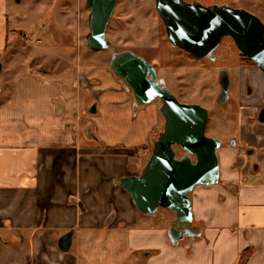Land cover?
Wrapping results in <instances>:
<instances>
[{"label":"crops","instance_id":"obj_1","mask_svg":"<svg viewBox=\"0 0 264 264\" xmlns=\"http://www.w3.org/2000/svg\"><path fill=\"white\" fill-rule=\"evenodd\" d=\"M4 30L0 16L2 42ZM244 72L256 94L246 97L244 82L237 84L240 128L230 134L229 147L218 151L228 177L220 183L226 188L219 183L194 190L202 236L178 244L172 243L169 228L134 226L151 217L141 216L119 184L140 174L143 157L135 150L149 151L160 134L159 106L152 102L135 109L132 92L110 69L101 74L79 65L43 79L34 73L42 95L18 93L12 115L24 113L26 123L6 131L14 140L0 143V264H35L36 256L43 264L53 259L58 260L53 264H77L74 254L59 250L60 234L74 230V246L82 230L104 226L123 228L133 252L150 251L147 258L135 256L144 264H264V169L250 173L236 164L241 150L260 153L255 159L264 162V127L246 121L264 104V74L256 68ZM92 102L97 113L85 117Z\"/></svg>","mask_w":264,"mask_h":264},{"label":"rangeland","instance_id":"obj_2","mask_svg":"<svg viewBox=\"0 0 264 264\" xmlns=\"http://www.w3.org/2000/svg\"><path fill=\"white\" fill-rule=\"evenodd\" d=\"M199 1L206 6H229L255 15L259 14V6L264 4V0ZM5 2V8L12 12L14 18L12 23L14 32L10 36L11 45L3 61V72L0 76L2 88L0 143L5 142L6 137L9 143L14 140L16 137L13 134H7L6 131H15L20 124L26 123L27 115L24 113L14 115L15 117L12 115L17 112L14 109L19 107L18 93L23 97L42 95L39 91L40 87L33 83L34 73L42 78L54 75L55 71L62 72L65 68L76 69L79 65L84 70L88 65L97 68L101 74H105L108 69L111 70L112 63L110 49L93 50L86 44V37L91 32L90 10L86 0H22L20 4H17L15 0H5ZM3 7L4 0H0V8ZM107 38L116 52L130 49L135 55L149 63L154 61V65L159 64V72L166 75L167 87L180 98L181 102L197 104L208 110L209 121L206 135L224 143L219 151L229 147L228 140L233 132L226 131V127L230 126L226 120L230 123L233 117V105L238 99L237 84L236 86L232 84L230 100L218 105L216 103L219 94L218 70L213 71L211 77L207 78L205 75L208 71L205 69L206 66L201 64L202 61L189 56L183 49L171 45L163 22L158 16L154 0H119L107 29ZM2 43L0 34V45ZM225 47L235 53V50L230 48L233 47L231 43H227ZM232 61L233 59L227 58L225 61L222 59V63L226 65H232ZM193 72L200 73L193 74ZM177 75L178 77L182 75L183 78L176 79ZM27 88L34 90V93H28ZM181 92L186 95L182 96V99ZM154 102L160 109L161 101L155 100ZM95 103L92 102V105ZM84 115L88 117L91 114L85 111ZM160 115L159 133H162L165 119L161 112ZM128 136L129 134L124 135L117 141L122 140L123 142ZM96 140L99 143L102 141L98 137ZM178 152V158L185 156L182 149ZM139 154L143 157V167L147 165L153 152L142 148ZM194 161H196L195 157ZM219 161L220 175L223 179H228L225 176V166L222 165L220 156ZM142 171L143 168L140 174ZM220 185L226 188L222 180ZM141 216L143 217L142 214ZM173 216L171 211L160 208L156 217H151L145 223L140 222L134 226L139 227L145 224L150 228H169ZM79 228H81L80 224ZM103 229L89 232L82 230L81 234L75 238L70 255L74 254L77 257V264H144L142 260L135 257L134 253L138 250L133 252L130 249L127 233L123 228L122 230H111L104 226ZM64 233L65 231L59 237ZM53 263H58V260L53 259ZM35 264H43V262L36 256Z\"/></svg>","mask_w":264,"mask_h":264},{"label":"water","instance_id":"obj_3","mask_svg":"<svg viewBox=\"0 0 264 264\" xmlns=\"http://www.w3.org/2000/svg\"><path fill=\"white\" fill-rule=\"evenodd\" d=\"M116 4L117 0H87L91 32L86 44L90 49L110 47L107 28ZM156 8L173 47L182 48L197 58H206L223 37L230 36L241 53L264 73V23L256 15L229 6L205 7L183 0H156ZM110 68L132 92L135 109L160 99V112L165 119L164 131L153 139V154L142 173L121 179L120 186L130 194L141 214L155 217L160 208L175 214L168 230L172 243L202 236V228L196 225L191 194L198 187L219 185L221 177L218 151L222 141L206 135L208 110L200 105L180 103L169 89L159 84L156 69L130 51L114 54ZM2 70L0 61V75ZM220 85L218 105L230 99L229 74L220 79ZM1 92L0 86V96ZM89 113H97L96 103ZM262 114L264 109L258 119L264 124ZM176 146L185 152L181 159ZM74 235L75 231L71 230L59 238L58 248L62 253L71 252Z\"/></svg>","mask_w":264,"mask_h":264},{"label":"flooded vegetation","instance_id":"obj_4","mask_svg":"<svg viewBox=\"0 0 264 264\" xmlns=\"http://www.w3.org/2000/svg\"><path fill=\"white\" fill-rule=\"evenodd\" d=\"M118 1L119 0H117V3H118ZM183 1L186 2V3H188V4H200V5H203L205 7H214V5L206 6V5L202 4V3H200L199 0H183ZM15 2L17 3L16 0H15ZM20 3H17V4H20ZM86 4H87V0H86ZM154 4H155V8H156V0H154ZM5 5H6V2L4 0V7L2 9L0 8V16L4 20V28H5V30H4L3 47L0 48V61L2 63H3V61H4L5 57H6L7 52L9 51L10 45H11V43H10V36L14 32V28L12 26L13 19H14L13 18V15H12V12H9V10L7 8H5ZM258 13L259 14H256V16L264 23V16H262V15H264V4L263 5L261 4L259 6ZM158 16L161 19V16L159 15V13H158ZM161 21H162V19H161ZM163 25H164V23H163ZM164 28H165V26H164ZM165 30H166V28H165ZM227 43H231L233 45V47H230V48H231V50H235V53L230 52V49H225L226 48L225 46H226ZM108 49H110L112 51V59H113V55L114 54L124 53V52H128V51L134 53L130 49L120 50V51L116 52L114 50L113 46H111V45H110V47ZM180 49H182V48H180ZM184 52L186 54H188L189 56L197 59L198 61H202L203 62L201 64L202 65L204 64L206 66L205 69L208 71L207 74L205 75V76H207V78L208 77L209 78L211 77V73H213V71H215L216 69L218 70V88H219V94L221 92L220 79L223 76H226L228 74H229V76L231 78V87H232V84L234 86H236L235 84H238V86H239V83L244 82L243 88H244V94H245V96L246 97H253L256 94V89L254 88V85L252 83V80H251L248 72H244V70L245 69H249V68H256L258 70H260V69L258 68V66L250 58H248L246 55H244V54L241 53L240 49L236 46L234 40L230 36L223 37L222 40H221V42H220V44H219V46L215 49V51H213L206 58H197V57H195L194 55H192L190 52H188L186 50H184ZM227 58L230 59V60L233 59L232 65H226L225 63H222V59H224V61H225ZM153 62L154 61L150 62V64L156 69V74H157V78H158L159 84L162 87L169 89L167 87L166 81H165L166 80V78H165L166 75H164L163 73L161 74L159 72V67H160L159 64L154 65ZM2 72H3V70H2ZM260 72H262V71L260 70ZM198 73H200V72H193V74H198ZM180 77L183 78L182 75H180ZM180 77H178V75H177V78L176 79H180ZM230 91H231V88H230ZM170 92L172 93L171 90H170ZM219 94L217 96V102H216L217 104H218ZM173 95L177 98V100L180 103H183V102L180 101V98L178 96H176V94H173ZM180 95H181V99H182V96H186L184 94V92H181ZM157 100H160V99H157ZM239 101H240V98L238 96L237 102L233 105V111H234L233 112V117H232V119H230V123L227 122V124L230 125V126H227L226 127L227 132H230V131L233 132V131L238 130L240 128V119H239V112H238V110H239L238 109L239 108ZM192 105H197V104H192ZM263 109H264V104L261 107L257 108L255 112H253V117H247L246 118L247 125L252 126L253 124H251L250 122L252 120H255L254 123H257L260 126H263L264 127V124H262V123H260L258 121L259 116H260V114H261V112H262ZM262 117H264V114H262ZM228 143L231 144V139L228 141ZM223 144L224 143H222V146H223ZM175 149L178 152L181 149V147L176 146ZM259 155H260V153H256V152H254L252 150H248V151L241 150V153H239V151H238V157H237V160H236V164L239 167H244V166L246 167L247 166L250 173H252L254 171H258L261 168L264 169V162H260L257 159H255ZM177 156H178V154H177ZM172 214L174 216H173V219L171 220L169 226L171 225V223L176 218V216H175V214L173 212H172ZM196 225H199V223L198 224L196 223ZM179 226L180 225L177 224L175 227L178 228ZM150 253H151L150 251H146V252L137 251V253H134V254L136 256H140L143 259V258H147L148 255H150Z\"/></svg>","mask_w":264,"mask_h":264},{"label":"trees","instance_id":"obj_5","mask_svg":"<svg viewBox=\"0 0 264 264\" xmlns=\"http://www.w3.org/2000/svg\"><path fill=\"white\" fill-rule=\"evenodd\" d=\"M156 139V138H155ZM152 146H153V143H152ZM152 146L150 147V150H151V152H153V148H152ZM138 153H140V149H136L135 150V154H138ZM146 165H144L142 168L144 169V167H145ZM142 168H141V170H142ZM140 170V171H141Z\"/></svg>","mask_w":264,"mask_h":264}]
</instances>
